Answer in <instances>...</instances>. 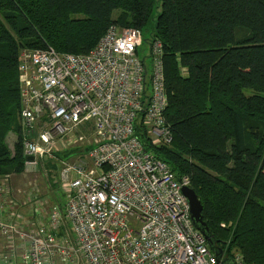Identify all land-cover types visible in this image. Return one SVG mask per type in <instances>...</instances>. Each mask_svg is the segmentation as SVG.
Instances as JSON below:
<instances>
[{
  "label": "built area",
  "instance_id": "1",
  "mask_svg": "<svg viewBox=\"0 0 264 264\" xmlns=\"http://www.w3.org/2000/svg\"><path fill=\"white\" fill-rule=\"evenodd\" d=\"M163 56L157 38L116 25L86 55L20 54L16 176L52 163L63 198L46 205L37 185L0 176V264H219L182 193L190 179L152 151L173 142Z\"/></svg>",
  "mask_w": 264,
  "mask_h": 264
},
{
  "label": "trees",
  "instance_id": "2",
  "mask_svg": "<svg viewBox=\"0 0 264 264\" xmlns=\"http://www.w3.org/2000/svg\"><path fill=\"white\" fill-rule=\"evenodd\" d=\"M112 25L163 44L173 142L152 151L190 179L225 257L264 264V0H0V176L24 172L20 54L86 55Z\"/></svg>",
  "mask_w": 264,
  "mask_h": 264
},
{
  "label": "rangeland",
  "instance_id": "3",
  "mask_svg": "<svg viewBox=\"0 0 264 264\" xmlns=\"http://www.w3.org/2000/svg\"><path fill=\"white\" fill-rule=\"evenodd\" d=\"M158 2V0H157ZM243 36V33H242ZM147 38H150L149 35H147ZM144 52L140 51V55L141 57H144L143 54H147V49H143ZM184 72V70H183ZM89 130H91V127L87 126L84 127L82 130L81 134H86L89 133ZM16 135L12 132L9 135V140L8 142L11 143L12 145V139L15 138ZM75 152L74 155H72V158H76L80 152H81V148H73L70 149V151L68 152ZM66 152L64 154V156L68 153ZM63 156V158H64ZM67 157H70V155ZM70 160V158H69ZM54 166L52 165V163H43L38 167V171H35V173H33L32 175H28L26 177L24 176H16L14 175V178L12 179V183L15 184L16 188H23V190H29L30 189V185L35 184L37 185V187L40 189V192L44 194V196L47 198V204H55L60 202V199L63 198L61 191H58L57 189L51 188V184L54 185L53 183H55L53 181V173L55 172ZM45 173H48L49 176L46 178L45 177ZM51 182V183H50ZM56 187H58L59 189H61V185L57 184ZM50 200V201H49ZM45 205V206H46ZM222 227L225 228L226 224H222ZM233 253H238V251L234 250Z\"/></svg>",
  "mask_w": 264,
  "mask_h": 264
},
{
  "label": "water",
  "instance_id": "4",
  "mask_svg": "<svg viewBox=\"0 0 264 264\" xmlns=\"http://www.w3.org/2000/svg\"><path fill=\"white\" fill-rule=\"evenodd\" d=\"M182 193L188 199L191 219L195 228L205 237L211 251L215 254L218 263L235 264L234 259L225 257L224 251L216 246L213 235L203 219V206L194 189L191 187H184Z\"/></svg>",
  "mask_w": 264,
  "mask_h": 264
},
{
  "label": "crops",
  "instance_id": "5",
  "mask_svg": "<svg viewBox=\"0 0 264 264\" xmlns=\"http://www.w3.org/2000/svg\"><path fill=\"white\" fill-rule=\"evenodd\" d=\"M12 142H13V139H12Z\"/></svg>",
  "mask_w": 264,
  "mask_h": 264
}]
</instances>
